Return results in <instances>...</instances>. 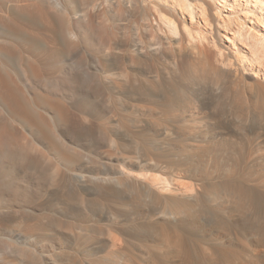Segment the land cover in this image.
Returning <instances> with one entry per match:
<instances>
[{
  "label": "rangeland",
  "instance_id": "rangeland-1",
  "mask_svg": "<svg viewBox=\"0 0 264 264\" xmlns=\"http://www.w3.org/2000/svg\"><path fill=\"white\" fill-rule=\"evenodd\" d=\"M55 1L0 0V17L8 15L10 22L18 21L22 25L12 26L14 31L7 36L10 43L3 40V34L0 33V48L4 49L0 51V60L8 69L3 71V75L6 76L5 72L8 71L14 77L15 94L22 92L41 105H55L58 99L66 108L72 106L77 114L75 118H69L61 140L57 139V133L56 137L52 136L55 143H61L66 148L64 147V160L56 158L53 150L48 151L50 193L45 213L41 214L33 208L19 209L6 222H2L0 215V264H25L18 259L23 248L29 250L31 264H155L144 250L155 249L154 237L165 238L170 233L180 236L184 234L191 239L192 245L199 241L207 248L201 229L182 226L178 216L162 213L167 207L183 206L179 195L164 194L159 199H151L142 189L128 185L127 189L130 190L125 193L126 186H121L123 189H120L114 181L105 180L108 172L115 169L114 165L109 164L108 156L117 155L119 151L134 154L135 150L144 153V148L156 141L165 148L163 155L170 159L178 161L190 155L193 162L199 164L196 160L206 157L209 163L203 164L204 161H201L199 165H203L208 177H199V185L207 184L212 189L214 181L228 182L226 172L217 175L212 170L215 168L211 159L214 160L216 155L220 156V152L213 147L207 148L206 145L210 137L215 138L222 131L224 119H228L234 127L243 128L245 124L238 117L240 112L237 111V105H232V91L214 87L211 77L203 70V66L207 64L205 59L194 58L185 64L189 71H197L189 79L195 96L192 111L186 113L187 120L184 122L167 123L163 119L165 108L162 103L147 98L143 101L138 99L153 92L164 95L182 92V87L177 82L178 77L174 79L172 74L175 64L171 50L166 45L156 53H149L146 49L141 58L128 50L129 44L134 40L142 39L145 47L152 40L153 43L160 41L159 30L155 26H146V9L133 6L126 10L119 1L113 5L105 4L103 0H58L60 5ZM50 16L57 21H51ZM70 29L77 31L76 38L71 37ZM55 35L58 37L57 41H54ZM34 62L42 67L40 77L26 70L28 64ZM149 109L157 112L146 117L144 114ZM247 109L244 106V111L247 112ZM48 120L53 125V120L49 117ZM157 123L161 126L157 127ZM2 125L8 126L4 118L0 120V126ZM18 127L19 129L11 130L17 139H22L24 130L22 125ZM163 128H167L165 141L162 139L163 135L162 138L157 135ZM119 138H126L123 146L112 143V139ZM229 149L231 161L236 156L239 157L236 147ZM263 150H256L250 156L239 179L240 183H249L258 190L254 199L258 210L255 217L258 219H264V169L261 170L264 168ZM75 151L81 156L74 155ZM74 156L78 160L70 161ZM55 166H58L61 174L58 187L52 179ZM152 172L165 174L164 169H151L150 173ZM79 173L86 174V180L79 179ZM172 174L179 182L191 181L186 175L180 177L176 172ZM85 181L87 182L84 183ZM231 181L234 184L239 182L232 178ZM0 182L4 187L10 184L5 171H0ZM219 202H212L207 207L210 217H223L229 221L232 218L231 221L235 219L242 222L243 215L247 218L234 202ZM223 205L232 208L234 214H229V209ZM21 232L31 234L33 240L30 245L22 242L19 237ZM113 237L121 238L118 240L119 245H113L110 240ZM239 238L244 239L241 235ZM120 242L123 244L120 245ZM9 243L18 251L11 252ZM136 244L144 250L140 248L139 251ZM176 247L180 246L167 247L164 254L174 257L176 251L181 249ZM64 255L67 256L66 259ZM164 262L167 264V261ZM260 263L259 260L255 264Z\"/></svg>",
  "mask_w": 264,
  "mask_h": 264
},
{
  "label": "bare ground",
  "instance_id": "bare-ground-1",
  "mask_svg": "<svg viewBox=\"0 0 264 264\" xmlns=\"http://www.w3.org/2000/svg\"><path fill=\"white\" fill-rule=\"evenodd\" d=\"M116 1H119V4L126 10L133 6L146 9L144 17L146 26L150 28L155 26L161 35L159 42L153 43L154 40H152L148 47H145L142 39L134 40L128 46L129 52L135 53L137 57L141 58L145 55L146 49L149 53H156L166 45L171 50L175 64V69L172 72L173 77L174 79L178 77L177 82L182 87L180 94L164 95L153 92L147 93V97L142 96L138 100L143 101L147 98L162 103L165 108L163 111L165 118L163 119L169 124L186 121V113H191L192 102L195 98L190 88L192 84L189 79L195 76L194 73L197 71H189L185 64L194 58H202L207 63L206 66H203V70L206 75L211 77L214 87L232 91V95L230 93L233 97L232 105H237V111L240 112L238 117L245 121L243 128H239L234 127L228 122V119H224L223 129L218 134L219 137L215 135V138L210 137L207 140V148L213 147L217 152H220V156L216 155L214 160L211 159L213 162L211 164L215 168L212 169L214 170L212 172L214 174L217 172V175L226 172L229 178L225 183L222 180L214 181L212 189H209L207 184L199 185L198 183L199 177H208L205 168H202L203 165H199L201 161L202 163L204 161L203 164L208 162L206 157L196 160L199 164L194 163L190 155H186L178 161L170 159L163 155L165 148L156 141H152L148 147H145L144 153L135 150L134 154L119 151L117 155L110 154L108 156L109 164L114 165L115 169L108 172V177H105L106 181H114L120 186V189H123L121 186L126 185L142 189L144 192L141 191V193L146 192L151 199H159L160 195L164 194L179 195L183 206L180 208L167 207L162 213L178 216L182 226L201 229L204 233L203 240H206L208 246L207 248L203 247L199 241L192 245L193 242L188 236L170 233L165 238L154 237L153 246L157 252L155 249L149 251L146 248L144 250L143 247H140L141 250L146 251L155 264H165L164 260L167 261V264H255L259 260L264 264V219L255 217L258 210L254 199H256L258 190L249 183H240L241 180H239L242 177V171L247 167L250 156L256 150L264 149V0H103L108 5H113L117 3ZM55 3L60 5L58 0ZM50 17L51 21H57L55 17ZM10 20L8 15L0 17V26H3L0 29V33L3 34L1 38L7 40V43H10L7 39L8 33L14 31L12 26H22L18 21L10 22ZM69 33L71 37H77L75 29H70ZM56 38H58L57 35H55L54 41H57ZM3 50L0 48V51ZM6 68L7 65L0 60V120L4 118L8 124V126H0V171H5L10 179V184L7 187H4L0 182L2 222L10 220L19 209L33 208L39 210L41 214L45 213L50 193L48 151L53 150L56 158L64 160V147L66 148L61 143H55L52 136L56 137L57 133V139L61 140L69 118L77 116L72 106L66 108L58 99L55 105H41L34 98L26 97L22 92L16 95L14 77L8 71L5 72L6 76L3 75V71L8 70ZM26 70L32 72L36 77L42 76V67L38 62L28 64ZM244 106L248 108L247 112L244 111ZM155 111L157 112V110ZM154 112L149 109L148 113L144 115L146 117L153 116ZM48 117L53 120V125L49 123ZM257 120L262 122L259 123ZM18 125H22L24 130L22 139H17L14 131L11 130L19 129ZM156 125L157 127L161 126L158 123ZM166 131L167 128H163L157 134L160 137L164 136L161 137L163 141L167 135ZM125 139H112V143L123 146L122 143L126 141ZM262 143L263 145H261ZM190 146L194 148V146ZM232 147L239 150V157L234 154L236 157L233 161H231V156H228L231 153L229 148L232 149ZM187 148L186 150H188ZM74 155L81 156L78 152ZM77 160V156L70 159L73 162ZM151 169H164L165 174L150 173ZM173 172L178 173L180 177L186 175L191 178V181L189 183L179 182L174 178ZM249 173L252 174L251 171ZM78 176L81 180H86L88 177L84 173H79ZM95 176L93 177L96 178ZM231 178L239 182L234 184L232 181L230 182ZM52 179L54 185L58 187L61 182L58 166H55ZM127 182L130 183L127 184ZM125 188L127 189V186ZM128 189L130 190V188ZM128 189L125 190V193ZM86 190L88 191V188ZM262 192L264 194V191ZM136 193L138 194V192ZM225 200L234 202L237 209L242 210L247 218L243 215L244 221L242 222L235 219L231 221L232 218L229 221L223 217H210L207 207L212 202H225ZM224 207L228 208L226 205ZM227 211L231 215L234 214L232 208ZM240 235L244 239H240ZM19 237L22 242L28 245L33 240L29 232H21ZM110 240L113 245H119L118 240L121 238L113 237ZM41 242L44 245L43 239ZM122 244L120 242V245ZM9 246H11V252L18 251L13 245ZM172 246L181 247L174 255L176 259L164 254L166 248ZM136 247L139 248L137 244ZM75 248L77 249V247ZM140 248L139 251H141ZM20 254L21 257L18 259L21 262L31 264L29 250L23 248ZM61 255L63 256V254ZM66 255L68 256L69 253ZM127 261L125 262L127 263ZM69 263L71 264V262ZM10 264L16 263L11 262Z\"/></svg>",
  "mask_w": 264,
  "mask_h": 264
}]
</instances>
